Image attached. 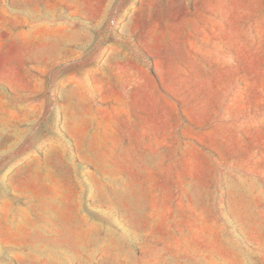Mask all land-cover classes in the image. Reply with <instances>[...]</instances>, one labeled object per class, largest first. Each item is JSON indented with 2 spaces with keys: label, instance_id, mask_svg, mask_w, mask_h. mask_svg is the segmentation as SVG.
<instances>
[{
  "label": "rangeland",
  "instance_id": "374dc122",
  "mask_svg": "<svg viewBox=\"0 0 264 264\" xmlns=\"http://www.w3.org/2000/svg\"><path fill=\"white\" fill-rule=\"evenodd\" d=\"M0 264H264V0H0Z\"/></svg>",
  "mask_w": 264,
  "mask_h": 264
},
{
  "label": "crops",
  "instance_id": "0c3cea01",
  "mask_svg": "<svg viewBox=\"0 0 264 264\" xmlns=\"http://www.w3.org/2000/svg\"><path fill=\"white\" fill-rule=\"evenodd\" d=\"M107 76V75H106ZM107 80H106V84L110 87V86H112L113 85V80L109 77V76H107V78H106Z\"/></svg>",
  "mask_w": 264,
  "mask_h": 264
}]
</instances>
